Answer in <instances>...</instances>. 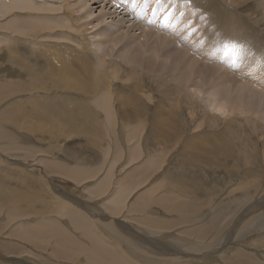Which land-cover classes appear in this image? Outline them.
Instances as JSON below:
<instances>
[{
    "label": "bare ground",
    "instance_id": "6f19581e",
    "mask_svg": "<svg viewBox=\"0 0 264 264\" xmlns=\"http://www.w3.org/2000/svg\"><path fill=\"white\" fill-rule=\"evenodd\" d=\"M104 1L105 0H0V79L3 81V83L0 82V157L1 158H3L6 155L7 156L10 155V156H13L17 159L22 158L26 162H28V160L31 159L30 160L31 163L36 165L37 167H42V171L46 170L48 173H51V174L56 173L55 175H57V173H58V175H62V176H64V178L65 177H67L69 179L71 178V180L73 179V181L78 180V179L81 180L82 178H84V176L87 175L88 172L80 166L78 167V169L72 170V168H74V167H72V168L70 167L71 168L70 169V168H67L66 166H64L62 164L60 165V164H57L53 161H46L47 160L46 158H45L46 159L45 161L41 158H38V155L40 153H45V152L53 153V151L52 150L48 151V149H46L43 152L41 149L37 148L38 146L35 143L34 137L37 133L46 132L47 134L50 135V138H53V135L55 133L51 132L49 130L48 124H50V125H55L57 130L79 131V133L83 134V135H86L85 132H87L89 130L94 135L95 141H98L97 140V138H98V136H97L98 124H97L96 119L94 118V115H92L93 109L91 110L89 108V105H85V107H84L82 105V103L77 102L75 104L73 101L67 100L70 98H67V99L55 98V99H53L54 98L53 94H55V95L62 94V95L72 96V94H74V91L75 92L77 91L80 94H82V93L85 94L87 92V90L90 89V86H89L90 81L93 82L94 79H96L94 81L95 90H97L101 86V84H102L101 82L107 83L106 90L109 89L108 92H103L101 94V96L98 98H95L94 101H96V103L100 104L99 109L105 115H107L109 117V119L111 120L110 122H112L115 120V115L113 114V111H114L113 105L114 104L110 100H114L115 98H118L119 95L115 91L112 94L113 85L115 83L113 84V82L110 81V77L113 75L112 69H114V68H120L121 69L123 67V65L124 66H130L131 67V73H136V72L140 71V69H141V70H143V72L145 71L151 76V81L155 79L157 82H159V84L166 85L165 81H163L164 80L163 77L165 75L176 76L177 73L174 70H176L177 67H180V65H177L176 68L174 69V65H173L174 62L172 60L175 59L178 62L180 59V62H183L185 65L184 71L176 77L175 81H176V83L179 84L178 85L180 87L179 90L182 89L184 91L179 92V90L178 91L176 90L177 89L176 87L170 88L169 91L174 90L173 91L174 93H177V94L182 93V97L184 99H186V100L190 99L187 106H189L190 104L193 105L192 102L196 99V97H197L196 94L198 92L201 94L204 91L202 89L203 88L206 89L204 86H202V83L209 80L213 83V86H210L208 84L209 86L205 90V93L208 96V99L206 98V100H207L205 102L206 104L203 102V100L201 101L204 103L205 107L204 106L203 107L206 110L210 111L211 107L215 106V108L217 110L221 111L223 108V107H221L223 105L222 100H225L226 102L231 100L232 108L230 110L231 111V117L230 118H232V120L234 118H236V115L240 114V116H241L242 113H244V112H251L252 114H255L256 116H258L260 114L258 117L259 118L261 117L260 112H262V111H260V110L263 109V112H264V108H263L264 107V66H263L264 65V0H190V3H192L191 8L189 11L186 12L187 15L183 14L186 17L183 19V15L180 14L179 15L180 17L178 18V20L180 22H182V21H185L187 18H193L194 17L193 16L194 11L200 10L203 13V16H205V15L208 16L207 18H209V21L207 20L208 22L205 21V22L201 23L202 17H200V16H202V15H199V17H194L191 20V22L189 21L190 23L186 24L185 27H180V29H179V33H182L185 30H187V27L193 26L194 28L189 29L190 31H193V33L187 30L186 34L183 35V37L181 35H180V37H178L176 35L177 34L176 33V34H174L175 36L172 37L171 39H169V37L167 39V36H165V34H164L165 38L162 37L161 33L159 35L158 30H161L162 28L158 27L159 24L156 23V25H155V22H153L155 19L159 18L157 15L158 6H157V8L156 7L151 8L152 11L151 10L146 11V10H144L145 6L142 3V5L139 6L140 8H138V10H136L135 6H133V0H127V2H124L123 0L121 2H119V0H111L112 2L111 1H109V2L112 3V5H110L111 7L108 8L109 4L108 3L104 4L105 3ZM163 1H165L164 3L168 2V5L165 7H163V6L162 7L163 8L172 7V8H170L171 13L174 14L175 12L181 11V8L183 7V4H184L183 1L185 2L187 0H182V2H179L176 5L174 2L176 0H163ZM57 3H61V5H56ZM92 3H95V4H92ZM96 4H100V5L104 4V7L102 6V10L105 12L102 14L100 13L98 16H96L95 17L96 19H92L91 16L94 13H93V8L91 7V5H96ZM107 8H108V11H107ZM163 10H165V9H163ZM185 10H186V8H185ZM20 11H23V13L28 11V14L27 13H25V15L21 14ZM69 11L71 12V15H69ZM122 11H123V13H122ZM57 12H59L62 15H58L56 17L55 16L54 17L49 16V15H54V13L57 15L58 14ZM160 13H161V11H160ZM30 14H32V15H30ZM42 14L48 15V17L47 16L45 17ZM22 15H24V16H22ZM144 15H146L145 16L146 20L143 17ZM118 16H121L120 19L118 18ZM107 20H110V21L108 22ZM148 20H150V21H148ZM165 21H167L165 16L160 17L159 22L165 23ZM125 23H130V25L134 26L135 28L134 27H126ZM177 23H179V22H177ZM208 23H209V25H211L210 28H209V26H207ZM138 24H139V26H137ZM151 24L154 25V27H153L154 31H152L153 33H148V32H146L147 29H143V28H149L148 26L149 25L152 26ZM166 24H168V22ZM176 25L177 24L175 23V26ZM88 27H90V28H88ZM136 27H138L139 30L143 29L142 32L146 34L148 39L139 40V38L141 36L139 37L137 35H133V32H136L138 30V28L136 30ZM177 28H178V26H177ZM56 29L58 31V34L53 32V31H56ZM209 29H212L214 31V33H211V31L209 32ZM200 32H202V34H204V36H205V37L203 36L204 37L203 41H201L203 37L201 39L199 37V41L197 40L198 38L195 37L196 36L195 34H198ZM142 36L144 37L145 35L143 34ZM19 38H22L25 41H28V44L26 45L27 47H24V48H26L27 54H28V52L30 53L29 56L32 57V61H34V59H35V62L36 61L41 62L42 65H43V62L46 61V65H44V66L46 68L52 69V72L49 75L44 74V76H46V77L41 78L40 73H37L36 69L34 70V72H35L34 73V72H31V70L33 71V68H28L29 70H25L24 68L19 67L20 62L17 61L18 59L16 60V58L13 57V55L16 57H18V55H21L20 54L21 50L20 51L18 50V46L20 45V43H19L20 41H18ZM141 39H142V37H141ZM145 40H147V41L144 42ZM219 40H221V41L231 40L234 42L243 43L248 47V49H251L249 52L256 50V53L258 55L256 60L259 63L255 69L250 70V67L252 64L250 62H248L247 59H245V58L241 59L242 61L240 60L238 62L239 64L242 65V67H246L242 72L246 73L247 78H249L250 80L245 82L244 86L242 84L240 85V83L238 86L236 84H234L237 86V88H235L236 91L233 94L234 96L229 93V88L232 87L231 84L235 80L232 78L233 79V81H232L230 76H229L230 74H228L227 72H223L221 69L218 70L219 69L218 66L222 65V66H226L227 68H229V66L235 67L236 61L238 59L235 60L234 56L236 57L237 54L235 52H233L231 48L219 46L218 45ZM29 42H30V45H29ZM187 43L188 44L190 43L191 47L184 46V44H187ZM36 50H37L38 54L35 52ZM193 50H196L195 54H194ZM43 51H44V53L41 56L40 53H42ZM61 52H63V55L60 54ZM24 53H26V52L24 51ZM162 53H165V56L164 55L163 56L168 58L167 60H165L166 58L164 59L165 61H167V63L165 61L157 63L159 61L158 59H161L160 56H162L161 55ZM188 53H190V55L195 60H196V58L197 59L199 58L201 60V64H198L197 61L193 60L188 55ZM22 55H23V53H22ZM188 56L192 60V61L190 60L189 63H188V61L187 62L185 61ZM259 58H261V59H259ZM205 62H207V63H205ZM215 64H217L218 66H215ZM190 65L192 66V70L189 71L188 67H190ZM122 69H124V68H122ZM224 71H226V70H224ZM123 72H124V70H123ZM126 73L124 76H126ZM120 74L122 75L121 71H120ZM124 76L122 77L123 79H124ZM131 76H132V74H131ZM133 76H134V74H133ZM138 77H139V75H138ZM192 77H194L196 81H194L193 84L191 85V87H189L188 84L191 81L190 79ZM213 78H215L217 81L212 80ZM32 81H45L46 83L48 82V84L51 85V87L48 88L46 90V92H43L41 96H37L34 94V98H32L33 100L31 101V103L29 101H21L19 99H15L14 97H16V95L27 93V91L33 92V90L35 88L28 87L26 89L23 85L27 82H32ZM72 82L73 83L76 82L78 85L75 87L71 86L70 83H72ZM109 82L111 83V87L109 86ZM132 82H133V79H132ZM129 83H131V82H129ZM212 83H211V85H212ZM227 85L230 86L228 89H227ZM236 86H234V87H236ZM55 87H56V90L53 91V88H55ZM184 87H185V89H184ZM200 87H202L201 88L202 91L200 90ZM131 88L128 87V90ZM192 88H194V90ZM65 90H73V91H68L66 93ZM44 94H46V95H44ZM124 95H127V94H124ZM124 95H122L123 98H124ZM201 96H203V93ZM48 98H52V99H50V101H48ZM128 98H130V97H128ZM198 98H200V95H198ZM204 98H205V96H204ZM42 99H44L45 101L43 102ZM202 99H203V97H202ZM211 99H213V101ZM7 100H11V103L8 102V104L5 106L4 102H7ZM72 100L76 101V99H72ZM109 101H110V103H112V108L110 107ZM128 101H129V99H128ZM130 101H131V98H130ZM132 101H133V99H132ZM132 101L130 102V104L132 103ZM196 101H198V100H196ZM23 102L25 103L24 105H22ZM88 102H89V100H88ZM139 102L140 101L137 100V102L135 101L134 104L132 103L130 106L126 107L125 109L128 110V109L132 108L138 112V110H140V108H141V107L139 108ZM90 103H92V102L90 101ZM124 103H126V102H124ZM221 103H222V105H221ZM2 104H4V105H2ZM260 104H263V107H261V109L259 110L258 107L261 106ZM125 105H127V104H125ZM200 107H202V106L200 105ZM26 108H30L34 112L36 111L39 114V117L32 116L29 113L27 114ZM80 110H82L84 112V114H83L84 116L79 114ZM203 113H204V111H203ZM263 114L264 113H262V116H263ZM204 117H206V116H204ZM37 118H42L44 121V124L40 125V123L35 120ZM86 118L88 119V121H87L88 123H87V125H83L82 122ZM129 118H130L129 120L132 119V117H129ZM211 119H213V118H211ZM263 119H264V116L260 120H263ZM202 120H203V118H202ZM249 120H252V119H249ZM260 120H258V122ZM155 121H157V122L154 123L155 124L154 129L158 128L161 130V133L163 132L162 134H164V140L166 142V140H168L169 138H171L173 136L171 134L172 132L170 131V129H168L169 125L172 124L171 123L172 118H169L166 115H160L159 117H157L155 119ZM234 121H236V120L234 119ZM248 121H247V125H249ZM130 122L131 121H129V123ZM236 122H238V121H236ZM249 122H251V121H249ZM261 122H263V121H261ZM120 124H119V126H120ZM106 125H108V123H105V126ZM129 125H131V123ZM261 125L259 124V126H261ZM113 126H114V124H113ZM144 126H145V122L143 120H137V123H135V124L132 123V126H130V128H129L131 130V132L129 135H127V138L130 137V139L128 141H130V142L133 141L139 135V133H141L140 131H142L141 129ZM125 127L126 126H124L122 123L121 128H125ZM247 127H250V125ZM252 127H254V125H252ZM263 127H264V125H263ZM263 127H262V129H263ZM254 128H256V126ZM109 129H110V127H109ZM199 129L200 128L198 127L197 130H199ZM227 129H228V127L225 130H227ZM193 132H194V130H193ZM217 134H219V132ZM212 136H213V134H212ZM91 137H93V136L91 135ZM94 139H92V141L95 143ZM219 139H220V137H219ZM263 139H264V137H263ZM191 140L195 141V138H192ZM206 140L208 141V139H206ZM204 141L205 140L202 139L200 141V143L195 144V142H191L188 145L191 147L192 151L196 150V152L197 151L203 152V150H204L203 147H205V144H206V142L202 144V142H204ZM220 141H222V140H220ZM181 142H183V141H180V143ZM177 143L178 142H176V144L174 143V145H177ZM226 144L223 145V148H224L223 151H222V148H220V146L213 145L212 151L208 154H210L212 156L216 155V153L219 150L221 152H223L222 153L223 156L227 151H230L232 153L231 145L230 144L226 145ZM206 145H208V144H206ZM186 146L187 145H185L184 148ZM186 149H187V147H186ZM116 150H118V149H116ZM145 151L147 152V150H145ZM192 151H190V153L195 152V151H193V152ZM94 152H97V151H94ZM227 153H229V152H227ZM139 154H140L139 150L136 148V146H133L132 149L130 150V156H128V157H130V160H134V159H137L139 157ZM205 154L207 155V153H205ZM51 155L53 156V154H51ZM182 155H183V153H182ZM206 155L197 156V154H196L195 156H197L198 158L201 157L202 159H204V158L206 159ZM55 156H56V154H55ZM114 156L116 157V153L114 154ZM188 156H189V154H188ZM231 156H232V154H231ZM156 157H158V156H156ZM193 157L191 159H194ZM197 157H195V158H197ZM159 159L160 158H158V161L157 160L152 161V159L150 160V162L147 161L148 164L146 165V169L144 171L146 172V170H148V172H150V171L155 172L154 170H156L158 165H159ZM189 161L191 163V160H189ZM197 161H198V159H197ZM205 161H209V158H208V160H205ZM128 162H129V160H128ZM190 163H188V164H190ZM210 163H211V161H210ZM207 164H205V165H207ZM130 165H132V164H130ZM161 165H162V163H161ZM135 168H138V167H134V169ZM18 169H19V167H18ZM158 169L156 170V172L158 171ZM94 170H92V172H94ZM139 170L142 171L141 169H139ZM215 170H216V168H215ZM101 171L96 170V172H98V173ZM92 172H91V174H93ZM166 174H169V173H166ZM0 175L1 176L3 175V170L1 168V166H0ZM117 175H118V173H117ZM130 175L134 176L136 174L130 173L126 176L125 179L123 178L125 181H124V183L122 181L123 184L118 189L120 191L115 192V194H114L115 199H116L115 203H122L123 201L126 200V198L128 196L127 194L129 192H132L131 190L134 191L136 189V188L133 189L132 186H135L138 183V179L136 177L134 178ZM138 175H140V174L138 173ZM160 175H158V176H160ZM167 176H169V175H166V177L164 176V178H167ZM16 177H18V176H16ZM38 177L39 176H37L36 178H38ZM98 177L100 178V175ZM90 178H92V177H90ZM160 178H161V176H160ZM95 179H96V177H95ZM146 179H144V180H146ZM168 179L169 178H167V180ZM170 179H171V177H170ZM170 179H169V181H170ZM2 180H4V179L0 177V213L2 212L4 214V219H3L4 222L1 225H4V227H6V228L9 224H11V226H12L11 228L8 226L10 230L9 231H7L8 229L6 230L7 231L6 236L11 238L12 241H14L13 239L16 238V239L22 241L23 243L26 242L30 245L33 244L36 246V248L41 249V250L47 249V247H49V243L52 242V243H54L55 246H57L56 249L54 248V250L52 247V255H53V258L58 259V261H64L65 260V262L66 261L68 262L71 260L72 257L77 258V259L79 257L80 259L83 260L84 264H178V263L179 264H187L186 263L188 261L187 259H190L192 261L201 260L200 258L203 259V257H199V256L195 257L194 255L193 256L185 255V253L183 251H190V249H188V248H191V246H192V245H190L191 243L185 242V247L187 246V248H184L183 246H181V248H180L179 245L174 244L173 242L168 240L171 237V236L168 237V231L173 232L174 230H171V229L176 228V226L180 225L182 227L183 224H190L194 221H197L196 220L197 218L195 219V216L193 217L192 213L195 214V213H198L200 210H202L201 206L198 207L196 205V204H198L195 202L196 200L195 201L192 200L191 202H188L189 200H179L178 194H180V196L181 195L186 196V194L183 193V191L180 187H178V188L181 189V192L177 188V186L179 185L178 183H176L178 185L174 184L175 185L174 187H176L177 189L172 186L173 184L171 186L169 184L167 186L162 185L163 187L167 188L168 191L171 192V193H168V195L163 196L161 194L162 196H159V194L157 195V193L155 192V195H157V197H158V198L157 197L155 198L153 195L154 193L152 195H150V194H143L144 193L143 192V193H141L143 195L140 199L138 198V196H136L137 197L136 200H138V199L139 200L132 207V211H137L138 213H140V218L142 217L141 214L146 213L145 211L148 210L147 208L150 205H155L157 207L160 206L162 209L167 210V211H164L165 214L169 211H171L174 214L177 213L179 215V218H177L178 216L174 219H171V220L163 219V218L162 219L161 218H159V219L154 218L153 219V217H151L152 219H150V218H146L147 216L143 217L141 219L138 218L139 220L137 221V223L139 226L142 227V229L145 228L144 233H146V235L148 234L147 238H152L151 240L145 239L144 241L148 242L152 246L154 251L156 250L157 253H150V252L144 250V252H134V253H130L128 255H125L126 252L123 253L121 250H119L118 245H117L118 247H115V248L114 247H112V248L107 247L106 245H108V244H105L103 241L104 239L103 240L101 239L103 237L100 236V238H98L99 232L97 233V230L95 228L96 226L94 227L95 224H93L92 221L90 219H88V217L85 215L84 211H83V213H84L83 214L82 211L77 212L73 209L67 208L68 206L71 207V205H69L70 200H72V202H73V199H76L74 196L76 195L77 192L75 193L74 196H72L66 192L62 193V196H64L66 198V201H69V202H68V206L66 205L67 207L65 206L66 208L65 207L63 208L64 210L61 207V211H64L66 216H70L71 222L69 221V224H72L71 226H73L74 231L80 232V234H81V240L80 241H76L74 239L75 236L73 237L70 235L69 230H71L72 228L69 229L70 228L69 227L67 229L66 227L64 228L63 226L62 227L59 226V225H61V222H60V224H58L56 222V219L52 218V216L54 214L53 212H51L52 215H50L51 219L49 217H48L49 219H47V220L42 219L43 216L45 215L43 213L44 215L41 217V219H39V220L36 219V217H37L36 216L33 219L34 222L31 224H28L25 221H23V219L25 217L27 218V217H30L32 214H36L37 211L34 212L31 205L35 203V205H33L35 208L36 205L38 204V202H40V201H38V200H40V198L38 199V198H35L34 196H33V198H31L30 196L28 197L27 194H25V191L24 192L22 191L25 196L23 194H21L20 192H17V191L11 192L10 189H8V190L6 189ZM5 180H4V182H6ZM35 180H37V179H35ZM40 181H42V180H40ZM82 181H81V183L83 184L84 181L83 182ZM162 181H164V183H165L166 180H162ZM102 182H103V185L105 184V186L108 187V185H106V184H109V181H108V183H106L105 180H103ZM145 182H147V180ZM160 182L161 181H159V183ZM16 183H18V182H16ZM35 183H36V181H35ZM58 183L60 184V182H58ZM169 183L171 184L174 182H169ZM189 183H190V181H189ZM33 184H34V182H33ZM139 184H141L140 181H139ZM154 184L151 183L150 186L152 187ZM157 184H158V182H157ZM141 185H143V184H141ZM145 185L147 186V183H145ZM146 186H144V187H146ZM153 187H155V186H153ZM181 187H183V186H181ZM13 188H15V187H13ZM158 188H160V186ZM19 189L20 188H18V190ZM22 189H23V187H22ZM61 189H62V187H61ZM61 189H59L60 192H62ZM106 189H108V188H106ZM142 189H143V187H142ZM145 189L149 190L151 188L146 187ZM59 190L57 189V193ZM223 190H224V188H223ZM223 190L221 192H223ZM230 190H232V189H230ZM81 191H83V188H81ZM134 192H133V194H134ZM145 192H147V191H145ZM157 192H159V189ZM138 194H139V192L137 193V195ZM223 194H224V192H223ZM30 195H32V194H30ZM86 195H88V193ZM250 195H252V194H249L248 196H250ZM102 196H103V194H102ZM151 196H153L155 199H151L150 198ZM89 197H91V195ZM91 198H93V197H91ZM260 199H263V198H260ZM43 202L44 201H41L40 203L42 204ZM80 202H81V200H80ZM80 202L76 201V202H74V204L80 208H83L85 204H82L83 202L82 203H80ZM145 202L147 204H145ZM255 202H257V200ZM59 203L60 202H58V200H56L54 204L63 205V204H59ZM61 203L65 204V202H61ZM139 205H141V207ZM108 206H110V205L108 204ZM128 206L130 207V205H128ZM214 206H215V204H213L212 208L211 207L210 208L213 210ZM38 207H36V208H38ZM56 207L59 208V210H60V207H58V206H56ZM56 207H55V209H56ZM119 208L120 207L111 206V207H108V211H110L109 213L117 214V216H118V213H120ZM152 209H151V211H152ZM208 209H209V205H208ZM256 209H258V208H256ZM256 209H254V211ZM47 210L45 213H47ZM228 210H229V208H227L225 211H228ZM258 210H260V209H258ZM244 211H245V209H244ZM249 211H251V210L250 209L247 210V212L250 214ZM40 212L42 214L43 211H40ZM149 212H150V210H149ZM214 212H215V210H214ZM256 212H257V210H256ZM102 213H103V211H101V214ZM172 213H169V214H172ZM161 214H164V213L161 212ZM186 214H188V215H186ZM38 215H40V214H38ZM47 215H49V214L47 213L45 216H47ZM144 215H146V214H144ZM199 215H201V213ZM244 215H243V217H245ZM161 217H163V216H161ZM45 218H47V217H45ZM64 218H65V216H64ZM221 218H223V217H221ZM0 220H2V218ZM15 220H18V222L16 224L14 223V225H12V223L15 222ZM89 220L91 221V223L89 222ZM236 220H237V217H236ZM246 221L248 222V220H246ZM64 222L67 223L66 221H63V223ZM240 222H243V221H240ZM65 223L63 225H65ZM240 225H241V223H240ZM202 226H200V225L199 226L198 225L193 226L192 225V227H188L187 229H184V230L181 229L180 232L182 235L190 237L193 234H200L203 231V229H205V227H202ZM239 227H241V226H238V228ZM112 230H113V228H112ZM262 233H264V232H262ZM106 236H108V235H106ZM229 236L231 237V234L228 235V237H227L228 239H229ZM106 238H109V237H106ZM227 238L225 237L226 240H227ZM156 239H158V241L154 242V240H156ZM105 241H109V240L105 239ZM230 242H231V240H230ZM106 243H108V242H106ZM109 244H110V241H109ZM260 244H261V247L262 246L264 247V239L262 241H260ZM0 246H1L0 247L1 250L6 255L10 256L11 260L16 259V256L17 257H19L20 255L23 256L26 252V250L23 247H19L18 244H16V242L14 245V243H12V242L10 243L7 241L5 242V240H4V242H0ZM149 248H150V246H149ZM234 250L236 251L237 249H234ZM216 251H218V250H216ZM130 252H132V251H130ZM248 254H250V253H248ZM164 255L165 256L170 255V256H172V258H173V256H176V258H173V259L167 258ZM245 255H246V253H244L243 251L239 252V256L244 257ZM201 256H202V254H201ZM211 256L213 258L209 257L207 259L206 258L203 259V261H202L203 264H208V262L210 260H212L213 263L219 262L218 258L215 254H213ZM248 257H250V256H248ZM216 258H217V260H216ZM251 258H253V256L250 257V261L252 260ZM225 260H227V259H225ZM238 260H240V259H238ZM253 260H252V262L259 263L256 259H255L256 261L255 260L253 261ZM200 262H198V263L200 264ZM14 263H17V262H14ZM220 263H221V261H220ZM225 263L226 264H234V262H231V260H229L227 262L225 261ZM45 264H51V263L48 262Z\"/></svg>",
    "mask_w": 264,
    "mask_h": 264
},
{
    "label": "rangeland",
    "instance_id": "374dc122",
    "mask_svg": "<svg viewBox=\"0 0 264 264\" xmlns=\"http://www.w3.org/2000/svg\"><path fill=\"white\" fill-rule=\"evenodd\" d=\"M109 1H111V0H105L104 1L105 2L104 4H106V3L109 4L108 8L111 7L110 5H112V3H110ZM121 1L122 0H119V2H121ZM123 1L127 2V0H123ZM164 2L165 1L161 0L160 3H156V0H149L148 5L145 6V8H144V10L148 11V10H151V8H154V7L157 8V6H158L157 15L159 18L157 17L158 19H155L153 22H155V25H156V23L159 24L158 27L162 28L161 30H158V33H159V35L161 33L162 37H164V38H165V36H167V39H168V37H169V39H171L172 37L175 36L174 34H176V33H177L176 35L178 37H180V35L183 37V35L186 34L187 30L190 31L189 29H192L194 27L193 26H190L191 28L187 27V30H185L182 33H179L180 27H185L186 24L190 23L194 17H199V15H202V16H200V17H202L201 23H203L205 21L206 22L209 21V18H207L208 16H206L205 14H204L205 16H203V13L200 10H195L194 15H193L194 17L193 18H187L185 21H182L183 22L182 23L178 20V18L180 17L179 15L180 14L187 15L186 12L190 10L192 3L188 2V0L185 2L183 1L184 4H183V7L181 8V11L175 12L173 14V13H171V9H170L172 7L163 8V7L168 5V2H166V3H164ZM174 2L176 5L177 3L182 2V0H176ZM142 3H143V0H136L135 9L138 10V8H140L139 6H141ZM92 4H95V3H92ZM104 4L91 5V7L93 8V13H94L91 16L92 19H96L95 18L96 16H98L100 13L102 14L105 12L102 10V6L104 7ZM56 5H61V3H57ZM108 8H107V11H108ZM185 8H186V10H185ZM163 9H165V10H163ZM160 11H161V13H160ZM20 12H21V14H24V15H25V13L28 14V11L24 12V13H23V11H20ZM57 13H58L57 15L54 13V15H49V16H53V17L55 16L56 17L58 15H62L59 12H57ZM122 13H123V11H122ZM24 15H22V16H24ZM30 15H32V14H30ZM42 15L45 17L46 16L48 17V15H46V14H42ZM69 15H71L70 11H69ZM146 15L143 16L144 19L146 18L145 17ZM162 16L166 17L167 21H165V23L159 22L160 17H162ZM120 17L121 16H118L119 19H120ZM185 17L186 16L183 15V19ZM107 21L109 22L110 20H107ZM148 21H150V20H148ZM167 22H168V24H166ZM177 22H179V23H177ZM175 23L177 24L176 26H175ZM151 25L152 26H150V25L148 26L149 28H143V29H147L146 32H148V33H153L152 31H154V29H153L154 25L153 24H151ZM125 26L126 27H134V26L130 25V23H125ZM137 26H139V24ZM177 26H178V28H177ZM207 26H209V28L211 27V25H209V23L207 24ZM88 28H90V27H88ZM137 28L138 27H136V30H137ZM143 29L139 30V28H138V30H137L138 32L137 31L133 32V35H137L139 37L140 36L142 37V39L140 37L139 40L148 39L146 34L142 32ZM210 31H211V33H214V31L212 29H209V32ZM53 32L58 34L57 29H56V31H53ZM190 32L193 33V31H190ZM142 33L145 35L144 36L145 38L142 36L143 35ZM164 34H165V36H164ZM195 35L194 36L196 38H198L197 39L198 41H199V37L201 39L204 36V34H202V32L195 34ZM204 37L202 38L201 41H203ZM18 41H20L19 42L20 45L18 46V50L19 51L21 50L20 54L22 55V53H23L24 56L18 55V57H16L13 55V57H15L16 60L18 59L17 61L20 62L19 67L24 68L25 70H29L28 68H33V71L31 70V72H34V70L36 69L37 73H40L41 78L46 77V76H44V74L49 75L52 72V69L46 68L44 66V65H46V61L43 62V65L41 62L36 61L37 62L36 63L34 58H33L34 61H32V57L29 56L30 53L28 52V54H27L26 48H24V47H27L26 45L28 44V41H25L22 38H19ZM146 41L147 40H145L144 42H146ZM238 44L242 45V49H243L242 55L243 56L242 55H237L236 57L234 56L235 60L238 59L236 61L235 67L229 66V68H227L226 66H222V65L218 66L217 64H215V66L219 67L218 70L221 69L223 72H227L228 74H230L229 76H230L231 80L232 81H233V79L235 80L231 84V86H232L231 88H229L230 86L227 85V89L229 88V93L232 95L235 93V91H236L235 88H237L239 83H240V85L242 84L244 86L245 82L250 80L249 78H247L246 73L242 72L246 67H242V65L239 64L238 62L243 58L247 59V61L252 64L250 67V70L255 69L259 63L256 60V58L258 56L256 53V50L249 52L251 49H248V47L245 44H243V43H238ZM29 45H30V42H29ZM218 45L224 46L222 44L221 40L218 41ZM184 46L191 47L190 43L184 44ZM24 51L26 53H24ZM35 52L37 53V50ZM193 52L195 54L196 50H193ZM43 53H44V51L42 53H40L41 56L43 55ZM60 54L63 55V52H61ZM161 55H162V56H160L161 59L157 58L159 60L157 63H160V62L168 59V58L164 57L165 53H162ZM188 55L193 60H195L190 55V53H188ZM189 56L185 60L186 62L188 61V63L191 60ZM259 59H261V58H259ZM172 61L174 62L173 63L174 69L176 68L177 65H180V67H177L176 70H174L177 73L176 76L165 75L163 77L164 78L163 81H165V84L167 86L164 84H162V85L159 84V82H157L155 79L151 81V76L147 72H145V71L143 72V70H141V69H140V71H138L136 73H131V67L130 66H124L123 65L122 68H124V69H122V68L121 69L120 68L112 69L113 75L110 77V81L113 82V84L115 83L113 85L112 94L115 91L119 95L118 98H115L114 100H110L114 104L113 105V108H114L113 114L115 115V120L112 122H110L111 120L109 119V117L107 115H105L99 109L100 104L96 103V101H94L95 98L100 97L103 92H108L109 89L106 90L107 83L101 82L102 83L101 86L97 90H95L94 81L96 79H94L93 82L90 81V84H89L90 89H88L85 94L84 93L80 94L77 91L76 92L74 91V94H72V96L62 95V94H60V95L53 94V97H54L53 99H55V98H58V99L70 98L67 100H71L75 104L77 102L82 103V105L84 107H85V105H89V108L91 110L93 109L92 115H94V118L96 119L97 124H98V132H97V136H98L97 140L98 141H95L94 135L89 130L87 132H85L86 135H83V134H80L79 131L57 130L55 125L48 124L49 130L51 132L55 133L53 135V138H50V135L47 134L46 132H44V133H37L34 137V140H35L36 145L38 146L37 148L41 149L43 152L46 149H48V151L52 150L53 153H49V152L40 153L38 155V158H41L44 161L47 159L46 161H53V162L60 164V165L62 164L64 166H66L67 168L74 167V168H72V170L78 169V167L80 166L88 172V174L85 175L84 178H82L81 180L78 179V180L73 181V179L71 180V178L69 179L67 177L64 178V176L58 175V173H57V175H58L57 176V175H55L56 173L51 174V173H48L46 170L42 171V167H37L36 165L32 164L30 161L31 159H29L28 162H26L22 158L17 159L13 156H10V155L7 156L6 155L3 158L0 157V166L3 170V175L2 176L0 175V177L3 178L4 180L6 179L5 180L6 182H4V180H2V182L4 183L6 189L7 190L10 189L11 192L17 191V192H20L21 194H23V192L25 191V194H27L28 197L30 196L31 198H33V196H34L35 198H38V199L40 198V200H38V201H40V202L44 201L43 203L45 205L43 203L41 204L40 202H38L36 207H38V206L39 207L38 208L35 207L36 209L33 206V205H35V203L31 205L33 211L34 212L37 211L36 214L38 213L40 215L32 214L30 217H27V218L25 217L24 218L25 220L23 219V221H25L28 224H31L34 222L33 219L36 216H37L36 219L39 220V219H41V217L44 214L46 215L47 213L49 215H47V216L44 215L47 218H45L43 216L42 219H44V220H47L49 218L51 219L50 215H52L51 212H53L54 214H53L52 218H55L56 222L58 224H60V222H61V225H59V226H61V227L63 226L64 228L66 227L67 229L69 227H70L69 229L72 228L71 230H69L70 235L73 237L75 236L74 239L76 241H80L81 240L80 232L74 231L73 226H71L72 224H69V221L71 222L70 216H66L65 212L61 211V207L63 209L66 205L68 206V202H69V201H66V198L64 196H62V193L66 192V193L74 196L75 193L77 192L76 195L74 196L76 199H73V202H72V200H70L69 205H71V207L70 206H68V207L66 206V207L68 209H73L77 212L82 211V213H83V211H84V213L88 217V219H90L92 221V223L95 224L94 227L96 226L95 228L97 230V233L99 232L98 238H100V236L103 237L101 239L102 240L104 239L103 240L104 243L108 244V245H106L107 247H111V248L114 247L115 248V247L119 246V250H121L123 253L126 252L125 255H128L130 253H134V252H144V250H146L150 253H157L156 250L154 251V249L152 248V246L148 242L144 241L145 239L151 240L152 238H147L148 234L146 235V233H144L145 228L142 229V227L138 225L137 221L143 217H146V216H147L146 218H150V219H152L151 217H153V219L154 218L155 219H159V218L162 219L163 218V219L171 220V219L176 218L177 216H178L177 218H179V215L177 213L174 214L171 211L167 212L168 214L167 213L165 214L164 211H167V210L162 209L160 206L157 207L155 205H150L147 208L148 210L146 209L147 210V211H145L146 213L141 214L142 217L140 218V213H138L137 211H132V207L137 203V201L142 197L143 194L152 195L154 193L153 195L155 198L157 197L158 194H159V196L168 195V193H171V192L168 191V189L163 187V186L164 185L167 186L168 184L171 186L173 184L172 186L174 187L175 185L179 184L177 186V188L180 187L182 189L183 193H185L187 196V197L182 196V195L180 196V194H178L179 200H189L188 202H191L192 200H194V201L196 200L195 202L199 204V205L198 204H196V205L198 207L201 206L202 210H200L198 213H195V214L192 213V216L193 217L195 216V219L197 218L196 219L197 221H194L190 224H183L182 227L180 225L176 226V228L171 229V230H174L173 232L168 231V237L171 236L170 239H168V240H170L174 244L179 245L180 248H181V246H183L184 248H187V246L185 247V242L191 243L190 244V245H192L191 248H188V249H190L191 252L190 251H183L185 253V255H187V256H193L194 255L195 257L199 256V257H203V259H205V258L207 259L209 257L211 258L212 257L211 255L215 254L217 256L219 262L213 263V261L210 260L208 262V264H218V263L219 264H226L225 261L227 262L229 260H231V262H234V264H251V263L254 264L255 262H252V260L254 258L260 264H264V256H263L264 255V247L263 246L261 247V244H260V241H262L264 239V233H262V232H264V203H263L264 202V139H263V137H264V127H263L264 119L260 120L264 116V114L262 116V113H264V112H263V109H261V107H263V104H260L261 105V106H259L260 108L258 107V109L259 110L261 109L260 111H262V112H260L261 113L260 118L258 117L260 114L258 116H256L255 114H252L251 112H244V113H242L241 116H240V114H238V115H236V118H234L238 122H236V121H234V119L232 120V118H230L231 117V111L230 110L232 108L231 100L228 102H226L225 100H222L224 106L221 103V105H222L221 107H223L221 111L217 110L215 108V106L214 107L212 106L210 111H208L204 108L205 107L204 103L207 101L206 98L208 99V96L205 93V90L208 88L209 85L213 86V83L211 81L207 80L206 82L202 83V86H204L206 88V89H204V88L202 89V90H204L202 92L203 96H201L202 93L200 94L198 92L196 94V96H197L196 99L195 100L193 99L194 100L192 102L193 105L190 104L189 105L190 107H189L187 105H188L190 99H188V100L184 99L182 97V93L177 94V93L173 92L174 90L169 91L170 88H172V87H176L177 89L176 88L175 89L177 91L180 89V87L178 86L179 84L176 83L175 79L178 75H180L184 71V66H185L183 62H180V59L178 62L175 59H173ZM195 61H197L198 64H201V60L199 58L198 59L196 58ZM165 62L167 63V61H165ZM205 63H207V62H205ZM123 70L125 73L127 72L126 76H124L125 73L123 72ZM188 70L189 71L192 70L191 65H190V67H188ZM224 70H226V71H224ZM120 71H121L122 75L120 74ZM131 74H132V76H131ZM133 74L135 77L133 76ZM138 75H139V77H138ZM123 76H124V79L122 78ZM132 79H133V82H132ZM190 80L191 81L188 84L189 87H191L193 82L196 81L194 77H192ZM212 80L217 81L215 78H213ZM0 82L3 83V81L1 79H0ZM129 82H131V83H129ZM210 82L212 83V85ZM234 84H236L237 86ZM23 85L26 89L28 87H32L35 89L33 90V92L27 91V93L16 95V97H14V98L19 99L21 101H29L30 103L33 100L32 98H34V94L37 96H41L43 92H46V90L51 87V85H49L48 82L46 83L45 81H32V82H27ZM70 85L75 87L78 84L76 82L75 83L72 82V83H70ZM109 86L111 87L110 82H109ZM234 86H236V87H234ZM128 87L129 88L132 87V88L128 90ZM201 88L202 87H200V90H201ZM184 89H185V87H184ZM192 89L194 90V88H192ZM55 90H56V87L53 88V91H55ZM65 91L67 93L68 91H73V90H65ZM180 91H184V90L181 89V90H179V92ZM124 94H127V95H124ZM44 95H46V94H44ZM122 95H124V98ZM198 95H200L201 99L198 98ZM204 96H205V98H204ZM128 97L131 98V101H132V99L134 102L135 101L137 102V100L140 101L139 102V108L140 107L141 108H140V110H138L139 108L137 109L138 112L132 108H130L128 110L125 109L126 107L130 106L132 103L134 104L133 101L130 104L131 101H130V98H128ZM202 97H203V99H202ZM127 98L129 99V101ZM50 99H52V98H48V101H50ZM72 99H76V101L72 100ZM11 100H7V102H4L5 106L8 104V102L11 103ZM42 100H43V102L45 101L44 99H42ZM88 100H89V102H88ZM196 100H198V101H196ZM202 100L204 103L201 102ZM211 100L213 101V99H211ZM90 101L92 103H90ZM110 101H109V104H110V107L112 108V103H110ZM124 102H126V103H124ZM4 104H2V105H4ZM24 104L25 103L23 102L22 105H24ZM125 104H127V105H125ZM200 105L202 107H200ZM203 111H204V113H203ZM26 113L27 114L29 113L32 116L39 117V114L36 111L34 112L30 108H26ZM79 114L84 116L83 115L84 112L82 110L79 111ZM160 115H166L167 117L172 118L171 123L173 125L170 124L168 129H170V131L172 132L171 134L173 136L171 138H169L168 140H166V142L168 141L167 143L164 140V134H162L163 132L161 133V130L158 128L154 129L155 128L154 123L157 122V121H155V119L157 117H159ZM204 116H206V117H204ZM129 117H132V119L129 120L130 119ZM201 117L203 118V120ZM211 118H213L214 120ZM249 119H252V120H249ZM35 120L38 121L40 123V125L44 124V121L42 118H37ZM137 120H143L145 122V126L141 129L142 130V131H140L141 133H139V135L135 138L136 140L134 139L133 141L130 142V141H128L130 139V137L127 138V135H129L131 132V130L129 128H130V126H132V123L133 124L137 123ZM248 120L251 122H249ZM258 120H260V121L258 122ZM87 121H88L87 118L84 119L82 122L83 125H87V123H88ZM129 121H131L130 122L131 125H129L130 124ZM247 121H248V124L250 125V127H247V126H249V125H247ZM261 121H263V122H261ZM105 123H108V125L105 126ZM122 123L124 126H126L125 128H121ZM113 124H114V126H113ZM119 124H120V126H119ZM251 124L254 125V127L256 126V128L252 127ZM259 124L260 125L262 124V125L259 126ZM109 127H110V129H109ZM198 127L200 128L199 130H197ZM227 127H228V129L225 130ZM262 127H263V129H262ZM193 130H194V132H193ZM218 132H219V134H217ZM212 134H213V136H212ZM91 135L93 137H91ZM219 137H220V139H219ZM192 138H195V141L191 140ZM92 139H94L95 143L92 141ZM202 139L205 140L204 142H202V144L206 142V144H208V145L205 144V147H203V149H204L203 152H200V151L196 152V150H193V151H195V152H193L191 150V147L188 144H190L191 142H195V144L200 143V141ZM206 139H208V141ZM220 140H222V141H220ZM180 141H183V142L180 143ZM176 142H178L177 145H174V143L176 144ZM225 144L231 145L232 153L230 151H227L229 153L226 152L223 156V154H222L223 152H221L219 150L216 153V155L212 156V155L208 154L212 151L213 145L220 146V148H222V151H223L224 150L223 145H225ZM185 145H187L186 146L187 149H186V147L184 148ZM133 146H136V148L139 150L140 154H139V157L137 159L130 160V157H128V156H130V150L132 149ZM116 149H118V150H116ZM145 150H147V152ZM94 151H97V152H94ZM190 151H192L193 153H190ZM54 153L56 154V156ZM115 153H116V157L114 156ZM182 153H183V155H182ZM205 153H207V155ZM51 154H53V156ZM188 154H189V156H188ZM196 154H197V156L206 155V159L205 158L202 159L201 157L198 158L197 156H195ZM231 154H232V156H231ZM156 156H158V157H156ZM192 157L194 159H191ZM195 157H197V158H195ZM207 157L209 158V161H205V160H208ZM158 158H160L159 159V165L157 167V169L159 168L158 171L156 172V170H157L156 169V170H154L155 172H153V171L148 172V170H146V172H145L144 170L146 169V165L148 164V162H150L151 159H152V161H155V160L158 161ZM188 159L191 160V163ZM197 159H198V161H197ZM128 160H129V162H128ZM210 161H211V163H210ZM161 163H162V165H161ZM188 163H190V164H188ZM130 164H132V165H130ZM205 164H207V165H205ZM18 167H19V169H18ZM134 167H138V168L134 169ZM215 168H216V170H215ZM139 169H141L142 171H140ZM92 170H94L95 173L92 172ZM96 170L97 171L102 170V171L98 173V172H96ZM91 172L93 174H91ZM117 173H118V175H117ZM130 173L136 174L134 176L133 175H130V176H132L134 178L136 177L138 179V183L137 184L135 183L136 185L132 186L133 189L136 188L134 190L135 192L133 190H131L132 192H129L127 194L128 196L125 200L126 202L123 201L122 203H115L116 199H115L114 194H115V192L120 191L118 189L124 183V181H125L124 179L126 178V176ZM138 173L140 175H138ZM166 173H169V174H166ZM93 175L96 177V179ZM97 175L98 176L100 175V178ZM158 175H160L161 178ZM163 175L165 177H166V175H169V176H167V178L170 179V177H171L170 181H169V179L167 180V178H164ZM16 176H18V177H16ZM35 176L36 177L39 176V177L36 178ZM90 177H92L93 179ZM35 179H37V180H35ZM144 179H146L147 182H145L146 180H144ZM161 179L166 180L165 183ZM34 180L36 181V183ZM40 180H42V181H40ZM82 180L84 181L83 184L81 183ZM101 180L102 181L105 180L106 183H108V181H109V184H106V185H108V187H106L105 184L103 185V182ZM188 180L190 181V183ZM122 181H123V183H122ZM139 181L144 186H146L145 183H147L146 187L151 188V189H149L150 191L146 190L145 189L146 187L139 184ZM159 181H161V182L159 183ZM16 182H18V183H16ZM33 182H34V184H33ZM58 182H60L61 185ZM157 182H158V184H157ZM169 182H174V183L170 184ZM151 183H153V184L155 183L156 185L155 184L153 185L155 187H153V186L151 187L150 186ZM176 183H178V184H176ZM12 186L15 188H13ZM159 186H160V188H158ZM181 186H183V187H181ZM22 187H23V189H22ZM61 187H62V189H61ZM80 187L83 188V191H81ZM142 187H143V189H142ZM18 188H20V189L18 190ZM106 188H108V189H106ZM174 188H176V187H174ZM180 188H178V189L181 192ZM223 188L225 191L223 190ZM57 189L58 190L61 189L62 192H60V190H59L57 193ZM158 189H159V192H157ZM230 189H232V190H230ZM222 190H223L224 194H223V192H221ZM145 191H147V192H145ZM86 192L88 193V195L90 194L91 197H93V198L89 197L90 195L89 196L86 195L87 194ZM133 192H134V194H133ZM138 192H139V194L137 195ZM155 192L157 193V195H155ZM141 193H143V194H141ZM30 194H32V195H30ZM102 194H103V196H102ZM249 194H252V195L248 196ZM136 196H138V198H139L138 200H136L137 199ZM154 197L151 196L150 198L155 199ZM260 198H263V199H260ZM56 200H58V202H60L59 204H63L64 206L54 204ZM80 200H81V202H80ZM256 200H257V202H255ZM76 201L77 202L79 201L80 203L83 202L82 204H85L84 207L80 208V207L76 206L74 204V202H76ZM61 202H65V204L61 203ZM108 204L110 206H108ZM145 204H147V203L145 202ZM213 204H215V206L213 207L214 209L212 210L211 208H212ZM128 205H130V207ZM208 205H209V209H208ZM56 206L60 207V210ZM111 206L120 207L119 208L120 213H118V216H117V214L109 213L110 211H108V207H111ZM139 206L141 207V205H139ZM55 207H56V209H55ZM227 208H229V210L225 211ZM243 208L245 209V211ZM253 208L254 209L258 208L260 210L256 209L257 210V212H256V210L254 211ZM151 209H152V211H151ZM249 209L252 211V212L249 211L250 214L247 212V210H249ZM46 210H47V213H45ZM149 210L151 213L152 212L153 213L151 214L149 212ZM214 210H215V212H214ZM40 211H43L42 214ZM101 211H103L102 214H101ZM161 212L164 214H161ZM169 213H172V214H169ZM200 213H201V215H199ZM0 214H1L0 219L2 218V220H3L4 214L2 212ZM144 214H146V215H144ZM186 215H188V214H186ZM243 215L246 218L243 217ZM64 216H65V218H64ZM161 216H163V217H161ZM221 217H223V218H221ZM236 217H237V220H236ZM2 220H0V222H1L0 223V230L2 231V232L0 231L1 232L0 233V242H4V240H5V242L6 241L10 242V243L12 242V243H14V245L16 242V244H18L19 247H23L26 250V252L23 256H21V255L19 257L16 256V259L11 260L10 256L6 255L0 248V264H45L48 262L51 264H71V263L72 264H76V263L77 264H84L83 260L80 259L79 257H78V259L72 257L71 260L68 262L67 261L65 262V260L64 261H58V259L53 258L52 247L54 250V248L56 249L57 246H55L54 243H52V242L49 243V247H47V249L41 250V249L36 248V246L33 244L30 245L26 242L23 243L22 241H20L16 238L13 239L14 241H12L11 238L6 236L7 231L10 230L9 227L11 228L12 226H11V224H9L8 225L9 227L8 226H7V228L4 227V225H1L4 222V220L3 221ZM27 220L28 221L30 220V221L28 222ZM90 220H89V222L91 223ZM246 220H248V222ZM63 221H66L67 223L64 222L65 225H63L64 224ZM240 221H243L244 223L240 222ZM17 222H18V220H15V222H13L12 225H14V223L16 224ZM240 223H241V225H240ZM192 225L193 226L194 225H198V226L203 225L202 227H205V229H203V231L200 234H193L190 237H187V236H184L181 234V232H180L181 229L182 230L187 229L188 227H192ZM238 226H241V227L238 228ZM111 227L113 228V230ZM230 234H231V237L229 236V239H228L227 237ZM106 235H108V236H106ZM106 237H109V238H106ZM225 237L227 238V240L225 239ZM105 239L109 240L110 244H109V241H105ZM230 240H231V242H230ZM157 241H158V239L154 240V242H157ZM106 242H108V243H106ZM149 246L151 249L149 248ZM234 249H237V250L235 251ZM216 250H218V251H216ZM130 251H132V252H130ZM241 251L246 253V255L244 257L239 256V252H241ZM248 253H250L251 255ZM201 254H202V256H201ZM248 256H250V257L253 256V258H251L252 259L251 261H250V257H248ZM165 257L172 258V256H170V255H166ZM173 258H176V256H173ZM217 258H216V260H217ZM200 259L201 260H194V261L187 259L188 261L186 263L187 264H192V263L193 264L194 263L199 264L198 262L201 261L200 264H203V262H202L203 259L202 258H200ZM225 259H227V260H225ZM238 259H240V260H238ZM220 261H221V263H220ZM14 262H17V263H14ZM259 263L256 262L255 264H259Z\"/></svg>",
    "mask_w": 264,
    "mask_h": 264
},
{
    "label": "snow or ice",
    "instance_id": "6c2138e0",
    "mask_svg": "<svg viewBox=\"0 0 264 264\" xmlns=\"http://www.w3.org/2000/svg\"><path fill=\"white\" fill-rule=\"evenodd\" d=\"M161 0H156V3H160ZM190 2V0H188ZM136 0H133V6H135ZM149 3V0H143L144 6H147ZM222 44L225 47L231 48L237 55H242L243 50H242V45L238 44L237 42L231 41V40H226L222 41Z\"/></svg>",
    "mask_w": 264,
    "mask_h": 264
}]
</instances>
